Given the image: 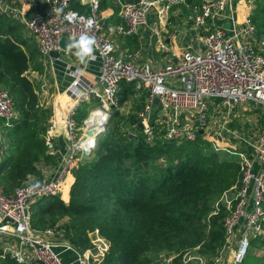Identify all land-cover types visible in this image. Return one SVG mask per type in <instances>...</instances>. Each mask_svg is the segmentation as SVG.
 I'll list each match as a JSON object with an SVG mask.
<instances>
[{
    "label": "built area",
    "instance_id": "obj_1",
    "mask_svg": "<svg viewBox=\"0 0 264 264\" xmlns=\"http://www.w3.org/2000/svg\"><path fill=\"white\" fill-rule=\"evenodd\" d=\"M16 1L27 2L0 0V13L22 19L37 38L45 64H53L58 59L54 53L63 50L60 42L64 35L69 39L87 34L95 40L93 57L87 62L99 56L101 68L97 83L85 77V66L69 72L73 81L63 92L74 100L65 116L64 135L69 147L56 176L43 180L29 178L11 194L0 185V242L8 238L15 241L3 248L0 257L9 255L18 263L66 264L50 239L57 229L39 232L31 228V204L43 197L59 194L69 166L81 154L88 155L96 147L93 140L96 138L97 142L98 135L105 130L112 105L118 103L121 83L133 84L136 93H148L143 108L137 114L138 124H144L142 129L150 142L155 137L193 141L200 130H204V136L208 132V100H214V113H223L224 129H228L231 108L238 103L254 102L264 109V36L258 34L252 18L255 0H202L192 18L194 29L205 28L199 36L201 46L199 49L189 46L174 53V57L161 68L137 64L132 59L133 53L118 54L115 36L140 34L148 25L149 14L153 10L159 22L166 26L169 10L179 0L123 3L119 23L109 21L110 16L101 8L103 0H89L88 12L72 9L71 0H31L42 4L44 9L30 18L25 17L20 8L12 6L11 2ZM92 100L97 102V106L79 122L75 117L78 109ZM96 110L104 112L105 117L100 129L93 127L94 136H88V120ZM157 111L162 115L159 122L155 121ZM16 115L12 96L8 90L0 88V119L9 121ZM56 119L50 123L46 135L51 147L50 138ZM84 136L91 143H84ZM238 162L241 180L234 189V199L224 204L228 208L224 218L226 240L222 254L214 264H222L228 249L235 246L230 264H241L249 251L250 236L264 233V130L255 153L240 152Z\"/></svg>",
    "mask_w": 264,
    "mask_h": 264
},
{
    "label": "trees",
    "instance_id": "obj_2",
    "mask_svg": "<svg viewBox=\"0 0 264 264\" xmlns=\"http://www.w3.org/2000/svg\"><path fill=\"white\" fill-rule=\"evenodd\" d=\"M36 12L31 10L27 17ZM263 12L256 5L252 16L260 36H264V19L259 16ZM23 26L17 18L0 13V88L8 90L18 113L9 122L10 150L0 162V185L8 194L31 177L42 180V163L56 159L43 133L51 109L40 107L36 84L27 74L43 73L44 62L35 47L30 48V37L19 33ZM121 86L96 147L69 166L59 194L32 202L31 228L63 230L80 249L91 246L89 233L98 230L111 243L101 264H153L154 256L163 251L173 255L166 264H192L184 254L193 249L206 258L203 264H214L226 240L228 208L221 199L240 184L239 162L207 153L210 143L200 133L193 141L160 137L148 141L137 116L121 112L135 92L133 84ZM87 107L78 109L79 122L88 116ZM256 111L261 112L258 121L264 127V111ZM127 122L139 131L126 130ZM160 158L165 165L147 172ZM69 177L74 181L66 199ZM254 242L264 247V240ZM258 257L264 264V254ZM0 264L33 263H18L7 255L0 257ZM242 264H247L245 259Z\"/></svg>",
    "mask_w": 264,
    "mask_h": 264
},
{
    "label": "crops",
    "instance_id": "obj_3",
    "mask_svg": "<svg viewBox=\"0 0 264 264\" xmlns=\"http://www.w3.org/2000/svg\"><path fill=\"white\" fill-rule=\"evenodd\" d=\"M26 1H27L26 3H23L22 1H16V2H11V4L12 6H16L20 8L22 10V14L23 13L25 14V17H27V14L31 10L38 12L44 9V6L40 3L37 4L36 1H31V0H26ZM139 1L140 0H107L106 6L105 7L101 6V8L104 12H106L110 16L109 17L110 22L119 23L121 21V17H120L121 5L123 3H136ZM179 1H183L182 3L184 5H181L180 9H178L177 12L173 13L175 16L174 22L171 21V8L173 6L169 10V18H168L169 22L167 23L166 26H163L159 22L158 15L156 11L153 10L151 12L152 14L151 13L149 14L148 25L142 30L140 34L133 36H121V35L115 36V47L117 53L118 54L133 53L134 56L132 57V59L137 64L139 65L148 64L154 68H161L165 63L168 62L169 59L174 57V53L182 52L189 46H192L193 49H199L198 46H201L199 36L200 34L204 33L205 28L202 29L193 28L192 18L194 17L193 16L194 12L190 11L189 7L187 6L188 3L184 2L188 0H179ZM70 7L72 9H76L81 12H88L90 10V1L71 0ZM116 7L118 8L117 12L115 10ZM32 8L35 9L33 10ZM9 16L17 18L19 21L23 23L21 18L14 16L13 14ZM23 27H21L19 30L20 34H21V29ZM28 37H30V39L33 40L34 47L38 52L39 44L37 38L34 36V34L32 37L31 35H29ZM30 42L32 41L30 40L29 43ZM71 42H72V38H69L67 41L68 45ZM30 45L31 44H29V46ZM180 46H183L184 49L182 50ZM31 47L32 46H30V48ZM56 53L57 54L54 53V55L58 59L55 60L53 64H49V63L45 64V59L43 60L45 72L50 71V75L52 74L51 75L52 76L51 80L53 83L52 85L54 86L55 92H57L55 94L60 93V97L53 103V105L49 104L50 106H46L51 109L50 116L48 118L49 126L50 123L54 120V118H57L55 128L52 131L53 136L50 138L51 140L50 142H52L53 145L52 147L49 145L50 152L56 154V159L52 163H45V162L42 163L41 167H42L43 179H52L56 176L58 170L61 168L62 165L61 164L62 157L67 153L69 147V143L64 135L66 130L65 116L69 107L73 105L74 100L71 96L63 94V92L68 89V87L71 85L73 81V77L69 74L70 70L76 69V67L85 66L86 68L84 71L85 77L88 80L93 79V81L97 83L98 75L101 68V58L99 56H95L87 63L82 64L79 62V60L76 58L75 55H71V53H73L72 50L71 51L62 50ZM67 55H69L68 58L66 57ZM27 74H30L29 78L32 81H34V79L36 80L40 79V73L37 70H30L29 72H27ZM44 86L42 87L43 89ZM121 88L122 86H120V90ZM147 97H148V93L146 91H143L142 93H136L135 91L133 94L129 95L128 100L121 107V112L125 114L123 111V109H125V106L127 104L128 105L132 104V109L129 110L127 114L131 112L132 114L136 115L138 119L137 113L143 108ZM250 103L256 105V107L257 106L259 107L256 109H262V111H264V109L260 105L254 102H250ZM133 104H137L138 106L133 108ZM91 105L92 103H90L89 106ZM231 114L233 115V113ZM237 115L240 114L238 113ZM161 117H162L161 113L157 111V113H155V121L160 120ZM230 121L232 122V117H230ZM234 122H236V119L234 120ZM8 125L9 122H2V120H0V162L9 153L10 150ZM49 126L47 130L49 129ZM133 128L135 130V126L134 127L132 126L131 129ZM210 128L211 126L209 125V129ZM45 137L46 139H48L47 136ZM237 144L240 145L237 147V150L233 149L234 152H229V154L233 156L231 160L239 161L240 152H245L248 155H252L255 153V149L257 147V145L254 146L253 144H251V146L246 145L245 143L240 142L239 139H237ZM31 178L37 179L36 177H31ZM73 181L74 178L69 177L68 183L66 185L67 190L68 188L69 189L71 188ZM234 197H235V190L227 192L224 194V196L221 199L222 203L228 204L230 200L234 199ZM89 236H90L91 246L83 249L74 247L67 240L65 236V232L63 230H57L54 233V235L50 237V239L56 245V251L60 253L66 264H101L106 253L110 248L111 243L108 239L102 236L98 230L90 232ZM14 243H15L14 240L8 238L7 241L2 240L0 242V247L3 249L4 247L13 245ZM169 256H170L169 260H171L173 255L170 254Z\"/></svg>",
    "mask_w": 264,
    "mask_h": 264
},
{
    "label": "rangeland",
    "instance_id": "obj_4",
    "mask_svg": "<svg viewBox=\"0 0 264 264\" xmlns=\"http://www.w3.org/2000/svg\"><path fill=\"white\" fill-rule=\"evenodd\" d=\"M182 2L183 1H178L171 8V21H173V22L175 21V16L173 13L177 12V10L180 9L181 5H184ZM184 2H187L188 3L187 6L189 7L190 11L194 12L195 8H197L199 6V4L202 2V0H188V1H184ZM256 2H257V4H256ZM256 5H257V8H263L264 9V0H259V3H258V1L255 0V8H256ZM255 8H254V10H255ZM254 10H253V13H254ZM259 16L264 19V12L261 13V15H259ZM29 35H31V37H32L33 33L28 28H26L24 26L21 29V36L22 37H24V36L28 37ZM31 41H32L31 46L34 47V42L32 39H31ZM180 48L182 50L184 49L183 46H180ZM72 51L74 53V49ZM73 53H71V55H74ZM37 55H39V57L41 58L42 61L44 60L42 55H40L39 51H38ZM66 57L68 58L69 55H67ZM28 75H30V74H28ZM51 75H50V71L45 72V69H44L43 73H40V79H38V80L34 79V83L36 84L38 94L40 96V107H43V108H45L46 106L53 105V103L60 97V93L55 94L57 92H55L54 86L52 85L53 83L51 80V77H52ZM90 80L93 81V79H90ZM44 85H46V87H47L46 90H44L42 88ZM212 101H214V100H208V109L206 110L207 119H209L207 126H206V130L208 132L203 136V139L210 143V146L206 150L207 153L216 152L219 154V157L221 159H232L233 156H231V154H229V152H234L233 149L237 150V147L240 146L239 144H237V139H239L240 142L245 143L246 145L251 146V144H253L254 146H256V145L259 146L260 139H261V136L263 133L262 132L263 127H261V125L258 121V116L261 115V112L256 111V108H259L258 106L256 107V105H253L250 102L238 103L234 108L231 109V113H233V115L230 114V117H232V122L230 121V123H229L228 129L230 131H228L227 129L223 128V121L221 120V115L223 113L221 111L217 112V114L214 113L215 112L214 111L215 104ZM215 102H216V100H215ZM91 103H92L91 106H89L90 103H87V102L83 103L84 106H86V105L88 106L87 107L88 111H90L93 107L97 106V102L95 100H92ZM136 105L137 104H133V108L136 107ZM131 109H132V104H130V105L127 104L125 106V109H123V111L126 115H128L127 113ZM225 111H227V110H223V112H225ZM238 113L240 115H237ZM17 117H18V113L16 115V118ZM234 118L236 119V122H234V120H235ZM0 120H2V122L8 121L5 119H0ZM82 120L83 119H81V122H82ZM10 121L11 120H9L8 122H10ZM209 125L211 126L210 129H209ZM48 126H49V124L47 122V126L45 128V131H43L45 136L47 135ZM131 128H132V125L129 122H127L125 124V129L129 130V131L130 130L134 131V128L133 129H131ZM135 130L139 131V129H137V128H135ZM83 155L84 154H81L79 156V158H83V157L87 156V154L84 156ZM45 163H47V162H45ZM163 165H165V160L163 158H160L157 161H155V163H153V165L149 166L146 171L149 173H153L156 170L157 166H163ZM69 195H70V189L68 188V190L66 189L64 198H66V199L69 198ZM255 239H257L259 242L263 241L264 240V233L257 235V236H253V235L250 236V247H249V251L247 253V256L245 258V262L247 264H259V257L258 256H261L264 254V247L257 246L254 242ZM0 249H2V248L0 247ZM235 249H236V246L228 249L227 255L223 256L222 264H230V262L233 259V254H234ZM169 255L170 254L168 252H165V251L159 253L158 255L154 256L153 264H166V263H168L170 261ZM184 259L186 262H190L192 264H203L206 260V258L197 249L187 251L184 254Z\"/></svg>",
    "mask_w": 264,
    "mask_h": 264
},
{
    "label": "clouds",
    "instance_id": "obj_5",
    "mask_svg": "<svg viewBox=\"0 0 264 264\" xmlns=\"http://www.w3.org/2000/svg\"><path fill=\"white\" fill-rule=\"evenodd\" d=\"M95 40L87 34H80L79 37H73L68 49L75 50L74 55L80 63H87L89 58L93 57Z\"/></svg>",
    "mask_w": 264,
    "mask_h": 264
},
{
    "label": "water",
    "instance_id": "obj_6",
    "mask_svg": "<svg viewBox=\"0 0 264 264\" xmlns=\"http://www.w3.org/2000/svg\"><path fill=\"white\" fill-rule=\"evenodd\" d=\"M67 41H68V37H67V35H64V36L62 37V39H61L60 46H61V48H62L63 50L69 51ZM156 101H157V100H156ZM114 107H115V106L112 105V108H114ZM106 124H107V122H105V126H106ZM139 127H140V128H144V124H143L142 122H140ZM94 132H95V131H94V128H93V127H89V128L87 129V134H88L89 136H94ZM203 133H204V130H200V134H203ZM130 136H131V137H134L135 134H130ZM85 139H86V137L84 136V137L82 138V141L84 142ZM93 142H94V144L96 143V138H95V140H93ZM94 144H92V147H94ZM90 152H91V151H90ZM90 152H89V154H90ZM89 154H88V155H89Z\"/></svg>",
    "mask_w": 264,
    "mask_h": 264
},
{
    "label": "bare ground",
    "instance_id": "obj_7",
    "mask_svg": "<svg viewBox=\"0 0 264 264\" xmlns=\"http://www.w3.org/2000/svg\"><path fill=\"white\" fill-rule=\"evenodd\" d=\"M105 117L104 112L100 110H96L88 120V124L90 127H94L96 130L101 128L102 119ZM91 143L89 138H86L84 143Z\"/></svg>",
    "mask_w": 264,
    "mask_h": 264
}]
</instances>
